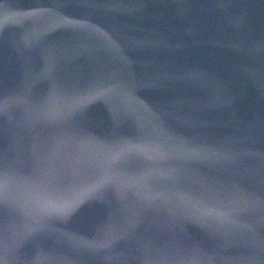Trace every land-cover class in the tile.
<instances>
[{
  "label": "water",
  "instance_id": "95a60500",
  "mask_svg": "<svg viewBox=\"0 0 264 264\" xmlns=\"http://www.w3.org/2000/svg\"><path fill=\"white\" fill-rule=\"evenodd\" d=\"M0 264H264V0H0Z\"/></svg>",
  "mask_w": 264,
  "mask_h": 264
}]
</instances>
